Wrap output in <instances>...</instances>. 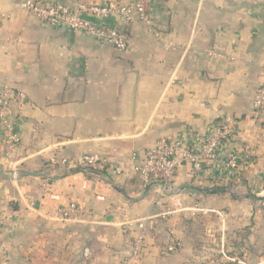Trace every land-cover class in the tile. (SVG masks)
I'll return each instance as SVG.
<instances>
[{"label": "crops", "instance_id": "crops-1", "mask_svg": "<svg viewBox=\"0 0 264 264\" xmlns=\"http://www.w3.org/2000/svg\"><path fill=\"white\" fill-rule=\"evenodd\" d=\"M24 1L0 0V85L23 95L9 114L20 137L15 150L0 126V264H120L137 236L120 225L125 215L157 224L131 264H206L203 244L191 247L186 229L194 215L201 226L214 219L221 243L231 226L236 235L247 231L253 264H264V117L253 115L263 82L264 0H155L149 26L136 14L130 24L83 14L124 33L125 51L41 23ZM230 116L235 131L220 155H236L237 171L217 180L185 165L177 195L143 185L133 167L156 141L197 144ZM89 153L107 160L104 173L48 163L55 154L76 162ZM72 204L76 216L53 217ZM164 224L181 243L174 253L166 252Z\"/></svg>", "mask_w": 264, "mask_h": 264}, {"label": "built area", "instance_id": "built-area-1", "mask_svg": "<svg viewBox=\"0 0 264 264\" xmlns=\"http://www.w3.org/2000/svg\"><path fill=\"white\" fill-rule=\"evenodd\" d=\"M77 2V7L72 9L59 2L41 3L36 0H25L21 4V8L33 14L41 23L62 25L91 39L104 41L116 50L125 51L128 47V40L124 33L109 25L94 23L86 19L83 14L90 13L98 18L119 15L124 17L129 24L134 21V15L136 14L140 21L149 26L151 23L150 16L155 4V0H132L129 6L116 5L114 0H106L104 5H88L87 0H77ZM22 97L23 95L11 85H0V126L4 139L12 150L19 146L20 137L15 124L10 120L9 114L11 105ZM253 115L256 118L264 117V66L263 82L255 95ZM234 131L235 119L230 116L221 122L220 127L215 132L205 135L197 144L190 145L180 141L160 139L144 151L142 164L133 167V170L139 173L145 187L157 186L162 193L171 195L181 193L176 186V178L179 170L185 165H190L191 170L197 176L204 174L209 169L215 174L217 180L223 179V173H234L239 166V158L236 155L227 159H223L220 155L223 140L229 139ZM48 163L51 166L77 167L82 171L85 170L92 175H96L97 170L106 166L107 160L98 154L89 153L73 162L55 154L50 157ZM17 172L14 169V178L18 177ZM114 173L119 175L121 170L116 169ZM76 213L77 207L72 204L66 208H59L53 217L67 221L76 216ZM172 214V212L165 213L161 218L167 220ZM2 224L3 221L0 220V226ZM120 225L137 234L130 252L120 262V264H131L133 260L138 259L141 255L147 230L157 227V224L151 218L131 219L125 215ZM163 227L170 241V244L166 247V252L174 253L181 247V243L166 224Z\"/></svg>", "mask_w": 264, "mask_h": 264}, {"label": "rangeland", "instance_id": "rangeland-1", "mask_svg": "<svg viewBox=\"0 0 264 264\" xmlns=\"http://www.w3.org/2000/svg\"><path fill=\"white\" fill-rule=\"evenodd\" d=\"M227 217L231 220V213H229ZM192 218L200 221L202 217L194 215ZM196 222L191 224L189 223L186 229H188L189 234L191 235V247L196 248L200 243L203 244V251L206 252L208 258L206 264H224L223 262L234 264L243 262L245 264H253V262L257 260V257L251 256L250 254L251 252L249 251V243H247V241L244 242L247 231L241 230L239 231V234L236 235L234 233L236 230L231 226V229L229 228V236L235 237L237 239L227 242V240H225L229 239L227 232L223 238L224 241L221 243V238L219 235H217L215 228L216 225L213 218L212 220L207 218L206 225L203 226L198 225ZM245 222H247L246 219ZM234 243H236V245H238L240 248H242L241 246L245 247V249H236L234 247ZM229 251H234L237 253V255L235 257H231L228 254Z\"/></svg>", "mask_w": 264, "mask_h": 264}, {"label": "trees", "instance_id": "trees-1", "mask_svg": "<svg viewBox=\"0 0 264 264\" xmlns=\"http://www.w3.org/2000/svg\"><path fill=\"white\" fill-rule=\"evenodd\" d=\"M107 169V167L106 166H104V167H102L101 169H99V170H97L96 172H99V173H104L105 172V170ZM222 186H218V185H215L214 186V188H221ZM222 191H218V193H221ZM225 194V193H224ZM237 233V232H236ZM238 234V233H237ZM234 247L236 248V249H238L239 250V246L238 245H236V243H234ZM242 248H240V249H245V247H243V246H241ZM231 257H235L236 255H237V253L236 252H234V251H229V253H228ZM239 256V255H238ZM224 264H234V263H228V262H223Z\"/></svg>", "mask_w": 264, "mask_h": 264}, {"label": "water", "instance_id": "water-1", "mask_svg": "<svg viewBox=\"0 0 264 264\" xmlns=\"http://www.w3.org/2000/svg\"><path fill=\"white\" fill-rule=\"evenodd\" d=\"M69 7V6H68ZM11 175V177H13L14 178V175H13V173L12 174H10ZM218 191H221V190H215V191H211V192H213V193H217ZM207 192H210L209 190L207 191Z\"/></svg>", "mask_w": 264, "mask_h": 264}]
</instances>
